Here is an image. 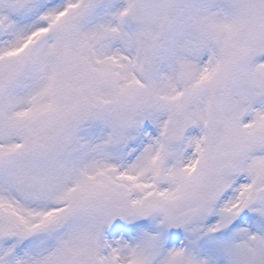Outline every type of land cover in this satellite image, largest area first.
I'll use <instances>...</instances> for the list:
<instances>
[{
    "label": "snow or ice",
    "instance_id": "6c2138e0",
    "mask_svg": "<svg viewBox=\"0 0 264 264\" xmlns=\"http://www.w3.org/2000/svg\"><path fill=\"white\" fill-rule=\"evenodd\" d=\"M0 264H264V0H0Z\"/></svg>",
    "mask_w": 264,
    "mask_h": 264
}]
</instances>
